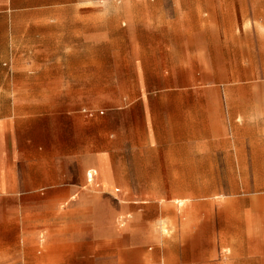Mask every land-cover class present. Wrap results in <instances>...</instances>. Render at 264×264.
<instances>
[{
  "label": "crops",
  "instance_id": "0c3cea01",
  "mask_svg": "<svg viewBox=\"0 0 264 264\" xmlns=\"http://www.w3.org/2000/svg\"><path fill=\"white\" fill-rule=\"evenodd\" d=\"M164 30L159 25L147 29L155 36ZM83 38L21 41L9 49L5 65L15 70L7 75L8 86L0 90V98L19 100H9L0 117V264H27L29 247H44L45 242L48 251L39 252L37 264H264V226H256L260 237L248 242L247 255L240 252L237 203L227 204L228 213L222 217L228 224L223 227L216 222L221 216L217 202L185 203L183 213L182 200L168 201L163 208L143 201L148 195L193 191L186 181L158 186L141 179L220 176L205 174L220 168H207L204 162L217 161L218 154H232L222 161H236L235 151L229 149L235 145L230 134L218 132L229 127L205 126L203 115L192 124L155 126L148 105L125 101L122 86L101 111L92 109L93 97L108 96L101 83L146 80L140 59L154 61L152 73L161 81H171L160 62L175 58L169 45L160 40L143 43L134 37L108 42L106 31L99 44L86 31ZM180 46L185 61L187 43ZM139 92L130 98L140 97ZM90 171L95 173L94 187ZM92 192L116 196L120 221L111 226L114 238L107 237L92 219H88V232L76 235L77 206L91 208L90 202L77 198ZM150 205L160 212L164 209L165 215L171 213L165 221L170 227L177 222L179 230L170 228L163 235L155 220L141 219L140 213ZM246 227L248 237L257 231L249 223ZM225 247L237 249L241 256L229 253L225 258L221 252ZM234 257L243 259L236 263Z\"/></svg>",
  "mask_w": 264,
  "mask_h": 264
},
{
  "label": "rangeland",
  "instance_id": "374dc122",
  "mask_svg": "<svg viewBox=\"0 0 264 264\" xmlns=\"http://www.w3.org/2000/svg\"><path fill=\"white\" fill-rule=\"evenodd\" d=\"M155 25L165 29L162 35L148 33V27ZM85 31L96 44L104 41L105 31L108 42L121 41L123 37L125 40L134 37L143 43L165 41L169 45L168 51L175 56L170 61H160L166 67L164 72L171 75V81H161L152 73L150 64L154 61L140 59L141 73L146 80L101 83L108 98L103 95L93 97V110L101 111L122 86L125 101L135 102L138 106L148 105L155 126H166L169 122L181 126L192 124L197 116L203 115L205 126L216 123L217 128L229 127L218 132L230 134L229 140L235 145L229 149L235 151L236 161H222L224 157L232 158V154H218L214 156L217 161L204 162L207 168H220L213 172L205 170V174L219 173L220 176L141 179V182L147 180L158 186L186 181L187 189L193 191L158 193L148 195L143 201L161 204L163 208L168 201L182 200L183 213L186 212L185 203L217 202L220 209L216 212L221 216H217L216 222L223 227L228 224L222 217L228 213L227 204L237 203L236 223L240 232L236 238L242 243L240 252L247 255L248 242H257L260 237L256 226H264V0H0V90L7 88L5 79L15 70V67L5 65L10 47L15 48L21 41L35 43L42 38L49 42L83 41ZM185 42L187 58L184 61L180 54L185 49L180 45ZM138 90L141 96L130 98ZM223 91L232 94H226L227 97L217 94ZM9 100L17 102L19 99L0 98V117L5 115ZM89 175L92 176L91 187H94L95 173L90 171ZM85 196L77 201H88L91 208L83 210L77 206L76 235L88 232V219H92L94 224L103 227L107 237L114 238L111 226L120 221L115 194L92 192ZM165 214L164 209L160 212L150 205L139 217L155 220L160 234L167 235L170 228L177 232V222L170 227L165 219L169 220L171 213ZM248 223L257 229L249 237L244 232ZM47 236L44 235V242ZM45 244L44 247L35 244L29 247L27 264H37L39 252L48 251ZM234 250L225 247L221 252L225 258L229 253L241 256L237 249ZM234 258L236 263L243 259Z\"/></svg>",
  "mask_w": 264,
  "mask_h": 264
}]
</instances>
